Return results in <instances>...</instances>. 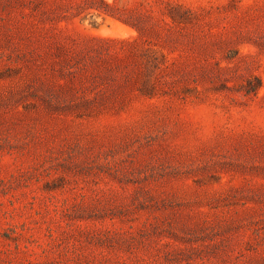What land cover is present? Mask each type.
Masks as SVG:
<instances>
[{
	"label": "rangeland",
	"instance_id": "rangeland-1",
	"mask_svg": "<svg viewBox=\"0 0 264 264\" xmlns=\"http://www.w3.org/2000/svg\"><path fill=\"white\" fill-rule=\"evenodd\" d=\"M0 264H264V0H0Z\"/></svg>",
	"mask_w": 264,
	"mask_h": 264
}]
</instances>
